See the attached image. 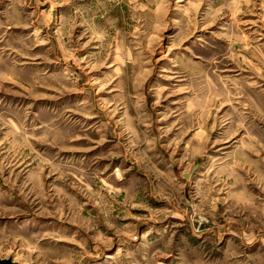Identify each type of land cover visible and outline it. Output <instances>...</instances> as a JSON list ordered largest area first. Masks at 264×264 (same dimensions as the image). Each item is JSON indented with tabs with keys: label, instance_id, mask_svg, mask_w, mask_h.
Instances as JSON below:
<instances>
[{
	"label": "rangeland",
	"instance_id": "rangeland-1",
	"mask_svg": "<svg viewBox=\"0 0 264 264\" xmlns=\"http://www.w3.org/2000/svg\"><path fill=\"white\" fill-rule=\"evenodd\" d=\"M264 264V0H0V261Z\"/></svg>",
	"mask_w": 264,
	"mask_h": 264
},
{
	"label": "water",
	"instance_id": "water-1",
	"mask_svg": "<svg viewBox=\"0 0 264 264\" xmlns=\"http://www.w3.org/2000/svg\"><path fill=\"white\" fill-rule=\"evenodd\" d=\"M0 264H16V263L12 262L11 260H2L0 261Z\"/></svg>",
	"mask_w": 264,
	"mask_h": 264
}]
</instances>
